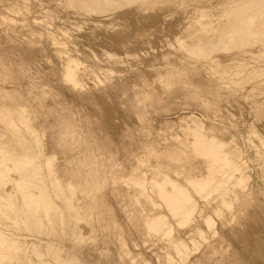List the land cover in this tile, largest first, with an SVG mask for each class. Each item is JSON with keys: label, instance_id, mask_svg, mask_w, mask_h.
Segmentation results:
<instances>
[{"label": "bare ground", "instance_id": "6f19581e", "mask_svg": "<svg viewBox=\"0 0 264 264\" xmlns=\"http://www.w3.org/2000/svg\"><path fill=\"white\" fill-rule=\"evenodd\" d=\"M16 1L17 3L6 7L5 10L13 16L2 15L1 18L6 20L5 22H17L14 16L23 8L24 11L28 9L29 0ZM18 1H21V5ZM40 1L41 4L46 3L47 8L43 11L48 15L47 17L58 18L63 23V26H55L53 29L54 26L50 21L39 18L50 43L55 48V54L63 60L62 69L60 68L62 80L64 79L74 89L85 88L84 80L87 77L96 82L95 86L111 82L113 75L115 78L116 71L97 64L101 62L89 64L79 56L71 54L68 51L67 40H63L65 36L70 38L71 36L68 35H72L74 30L80 31L81 28L87 31L89 29L91 32L101 28L112 40L110 42L123 50V55L107 49L100 50L107 61L128 66L131 59L136 64H143L145 57L142 59L138 52L129 49L132 41L130 38L134 33L131 28L137 27L134 36L139 37H147L158 31V27L151 25V15L162 11L166 17L180 15L181 18L174 24L177 29L172 33L173 37L164 35V41L171 52L164 55L167 61L163 66L154 63L152 67L168 70L155 76V81L163 90H167L174 76L186 75L197 79L206 77L208 78L206 83L211 86V93L217 99H224L229 105H234L233 113L244 111L250 117V123L249 119L247 121L249 124L243 121L244 130L240 129L239 125L237 128L250 134L247 136L245 133L246 137L243 136L241 141L256 149L255 152L253 150L252 155L254 167H250L251 156L243 149L246 147H240L233 138L227 137L231 134L228 133L226 137L216 135L214 131L212 132L211 126L205 129L201 116L190 112L191 114L182 116L176 123H172L180 129V134L171 131L169 137L163 136L164 140L170 142L169 148L158 149L149 142V145L146 143L142 154L136 156L138 161L136 167L131 169L129 174L118 175L125 179L134 204L138 203L141 206L138 209L139 213L141 212L146 235L166 246L163 255L156 253V260L161 262L163 258L164 264H194L192 258L197 256L209 237L198 221L202 219L212 236L219 233L217 221L211 216L212 214L206 212V209L212 205V200L214 202L218 199L219 205L222 204L226 208L231 207L234 201L237 203V210L235 209L237 212L234 210L233 214L229 213L231 215L222 222L223 225L235 223V228H228L229 231L237 228L248 235L257 229L261 224L262 216L255 214L256 218L251 220L248 211L252 210L245 201L255 193L258 194V191H262L260 196L264 194V132H259L254 125L255 122L264 120V0ZM121 25L125 26L122 28ZM24 27L28 30L26 36L29 43L41 44L43 32L30 27L29 24H25ZM103 32L101 34H104ZM92 56L97 60L95 53ZM173 59H176L177 63H174ZM11 66V63L0 61V264H64L65 262L73 264L76 262L75 256L71 253L63 254L64 249L57 247L54 242L29 241L26 235L19 231H53L66 222L74 239L79 241L85 239L86 236H83L77 227L78 222H88V225H91L89 221L92 218V210L95 207L97 210L102 206L105 207L102 204L101 207L95 204L91 212H87L86 207L93 205L88 202L85 207L84 196L81 197L84 199L82 203H80L81 199L79 201L80 194L93 196L98 191V195L102 193L100 187L98 191H94V187L97 186L96 181L99 186L103 182L99 181L102 177L98 179L100 174L90 171L97 164L96 154L90 149L89 155L78 157L82 161V164L80 161L78 165H86V169L89 167L87 170L92 172L91 174L76 167L75 161L72 162L73 159L72 161L65 159L68 161L64 166L59 164L58 154L45 150L44 131L40 133L43 129L39 130L40 127L36 126L37 110L29 104L27 97L13 82L11 86L5 85L11 82V79L15 80ZM206 85L197 84V87ZM148 94L149 92L144 98H147ZM38 102L37 106L41 105L40 99ZM218 103L221 102L218 100ZM230 112L232 113V110ZM233 113L232 116L235 115ZM171 125L167 129L171 130ZM64 133L67 139L80 144L75 126L66 125ZM63 142L66 143V139ZM166 146L169 145L166 143ZM199 158L200 163L197 161ZM101 168L104 169V165ZM253 176L256 179L255 184L250 182ZM120 182L122 183V180ZM212 194H215L213 196L215 200L210 198ZM92 199L96 200V198H89L91 203H95L96 201ZM101 200L99 202L104 203V200ZM79 205L86 209L82 208L84 210L80 211ZM214 205L213 209L216 210L217 215H220L218 207ZM66 209L73 211L68 217L64 214ZM242 213L247 214L242 216ZM102 214H99L101 220L104 219ZM173 222L178 229L189 228L185 235L179 234L180 229H175L176 225ZM93 229L91 228L90 231ZM146 241L147 239L143 242ZM119 243H122L121 249H124L123 253L130 259L129 261L136 263L138 255H134L128 249L124 239L119 240ZM140 264H152V262L144 259Z\"/></svg>", "mask_w": 264, "mask_h": 264}, {"label": "rangeland", "instance_id": "374dc122", "mask_svg": "<svg viewBox=\"0 0 264 264\" xmlns=\"http://www.w3.org/2000/svg\"><path fill=\"white\" fill-rule=\"evenodd\" d=\"M19 2L21 5V1H18V3ZM41 2L40 0H29L28 9L24 11L23 8L20 13L14 16L18 23H11V21L5 22L6 20H2L1 17L2 15L13 16L5 9L10 4L17 3V1L0 0V61L2 60L5 63L12 64L11 73L15 78V80L11 79L12 81L5 83V85L11 86L14 83L21 93L27 97L29 104L37 110L36 126H38V128L40 127L39 130L43 129L40 133L44 131L43 143L45 150L48 152H56L58 154L59 164L64 166L68 160L72 161L71 159H73L72 162L75 161L74 163L76 164L73 165L87 172L89 167H87V170L85 168L86 165L79 166L78 164L81 159L78 157L81 158L83 155H89L88 150L90 149L96 154L97 167L95 166L92 169L90 166L92 169L90 171L99 173L98 179L102 177L99 179L100 182L103 181L101 183L99 182L100 186L97 184L98 181H96L97 183H95L97 186L94 187L96 189H94V191H98V187H100V192L102 193L99 194L100 196L98 195L99 191L94 193L93 196L79 193V201L81 199L80 203L84 200L81 197L84 196L86 199L83 205H87L88 202L93 205L92 207L91 205L90 207H88L89 205L87 207L85 206L87 209L79 205V210L86 209L85 211L88 210L87 212H91L95 204L97 206L102 204L105 205V207L103 208L102 206L104 212L101 210L102 208L99 207L98 210L96 207L92 210V218L90 219H93V222L91 220L89 221L91 225H88V222H78L77 227L80 229V232L83 233V236H86V238L81 241L72 237L70 234L71 229L66 222L63 225L65 227L60 225L53 231H18L24 236L26 235L29 241H41L43 243L47 241L54 242L57 247H62V249H64L63 254L71 253L75 256L76 262L73 264H140L144 259L150 260L152 264H164L163 258L161 262L156 260V253L163 255L166 246L155 238H149L146 235V231H144L146 229L141 220V212L139 213L141 206L138 203L134 204L135 202L131 197L130 189L125 179H122L123 176H121V178L119 176L129 174L131 169L136 167L138 164L136 156L142 154L145 150L144 145H149L150 143V145L158 149L169 148L171 144L169 141L164 140L163 136L169 137L171 131L180 134V129L176 127V124L172 123H176L182 116L186 117L191 113L201 116L205 129L211 126L212 132L214 131L213 133L216 135L226 137L228 133L231 134L227 137L233 138L240 147H246L243 149L246 151L247 155L251 156V159H249L251 163L250 167H254L252 155L256 149H253L254 147L248 146L247 143L241 141L246 133L243 131L244 124L248 123V119L250 123V117L244 111L237 112L238 114H235L236 112L233 113V111H235V108H233L234 105H232V107L226 100L217 99L211 93V86L206 83L208 82V78L206 77H198L197 79L196 77L192 78L186 75L174 76L172 80L174 85L171 83L167 90H163L161 85L155 81V76L159 73H166L168 70L162 67H152L154 63H159L163 66L167 61L164 59V55L171 52L170 47L167 45L166 41H164V35L169 38L171 36L173 37L172 33L177 29L174 27V24L180 21L181 18L180 15L166 17L164 16L165 13L162 11H158L151 15V25L158 27L159 30L149 34V37H139L136 34V36H134L137 27L133 26L131 28L133 29L132 32H134L132 35L135 38L131 36L130 39L132 41L129 44V49L138 52L140 57L142 56V59L145 57L143 64H136V62L131 59L128 62V66L127 64L124 66L115 63L112 64V62L107 61L105 56H103L104 54L101 53L103 49L115 51L122 55L123 50H121L122 48L120 47L118 48L113 42H110L111 39L101 28H99L100 30H96V32L81 28L80 31H73V37L72 35H68L69 37L71 36V39L65 36L63 40H67L66 44L71 54L79 56L80 59L83 61L85 60L89 64L97 61L101 62L97 64L113 68L116 71V73H114L115 78L113 75L111 82H105L103 85L95 86L96 82L87 77L86 80H84L86 83L83 82L85 83V88L74 89L70 84L65 82L64 79L62 80V70H60V68L62 69L63 60L59 59L57 54H55V48L50 43L45 33L46 31L39 21H41V18H46L53 24V29H55V26H63V23L58 18L50 19L47 17L48 15L43 11L47 8L46 3H43L45 4L43 5ZM36 18L40 19H37V21ZM22 21L23 23H21ZM25 24H29L30 27L43 32L41 44L29 43L30 41H28L29 39L26 36L28 30L24 27ZM124 26L125 25H121L122 28ZM117 27L118 26H115V28ZM101 31L105 35L101 34ZM145 39L149 42H146ZM145 50L146 53H148L147 55ZM93 53L97 55V60L92 56ZM172 61L177 63L176 59ZM114 64L116 65L115 67ZM156 70H158V72ZM197 84H207L208 86L206 85L202 86L203 88H199ZM198 90L201 91L199 92ZM146 92H149V96L144 98L147 94ZM196 92L199 93L197 94ZM211 94L213 96H211ZM34 96H36V98ZM39 99L42 103L37 106L39 104ZM218 100L221 103H218ZM212 107L217 112H215ZM228 107L230 108L228 109ZM230 110L235 114L234 116H232ZM240 119H242V121ZM243 121H245V123ZM237 122L240 123L237 124ZM66 125H73L76 127L80 144L65 137L64 128ZM170 125L171 130L167 129ZM237 125L243 130H238ZM254 125L255 129L259 132H264V120L255 122ZM245 135L249 136L250 134L248 135L246 133ZM75 137L74 135V139ZM252 138L254 139L255 136L253 135ZM65 139L68 144L63 142ZM166 143L169 146H166ZM72 145L74 147H72ZM74 157L75 159L77 157L79 161L77 162V159L75 160ZM197 161L200 163V158ZM80 163L82 164V161ZM103 165L104 169L101 168ZM173 165L174 164H172V167ZM193 165H195L194 162ZM90 171L88 172L92 174ZM117 177L122 180V183ZM254 181L256 182V179L253 176L250 182L254 183ZM261 193L262 191H258V194L255 193L256 196L254 194L245 201L252 210L248 211L251 220H254L259 214L262 216L259 227L248 235H245L237 228L234 229V231H229L228 228H235L234 222L228 225L222 224L229 215L233 214L235 209L237 210V203L235 201L229 208L223 207L222 204L219 205L217 198L216 201H211L212 205L205 211L210 213V215L212 214L211 216L217 221L219 233L212 236V233L206 228L202 219L199 220L198 218L199 225L201 227L203 226L202 228L206 230L209 237L206 240L208 242L202 245V249L197 256L192 258L194 264H264V194L260 196ZM214 195L215 194H212L210 198L215 200L213 197ZM257 195L261 198L259 199ZM90 197H95L96 200H92H95L97 203L93 201V203H91V200L89 201ZM100 198L104 200V203L99 202L101 200ZM78 204L77 202V205ZM64 205L63 203L62 206ZM213 205L214 207H218L221 213L220 215L216 214V210L212 207ZM211 211H213V213H211ZM64 212L65 216L67 214L68 217L73 211L66 209ZM94 213L98 215L95 216ZM99 214L104 216L102 217V219L104 218L103 220H101V215ZM243 214L247 213H242L241 215L243 216ZM96 218H98L99 221ZM94 221L99 223H95ZM93 225L94 227H91ZM90 227L94 228L93 231H90ZM177 227L176 225L175 229L179 230L180 228L178 229ZM188 229L189 228L180 229L179 234L181 236L185 235L184 233ZM144 238L147 239L146 243L143 242L145 240ZM123 239L126 241L128 249L131 250L134 255H138L136 263H131V261H129L130 259L123 253L124 249H121L122 243H119V240ZM64 264L72 263L65 262Z\"/></svg>", "mask_w": 264, "mask_h": 264}]
</instances>
